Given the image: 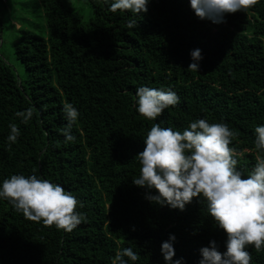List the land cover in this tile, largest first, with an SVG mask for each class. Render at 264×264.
I'll return each instance as SVG.
<instances>
[{
	"label": "trees",
	"instance_id": "trees-1",
	"mask_svg": "<svg viewBox=\"0 0 264 264\" xmlns=\"http://www.w3.org/2000/svg\"><path fill=\"white\" fill-rule=\"evenodd\" d=\"M32 2L31 11L15 3L23 14L13 56L24 79L0 54V181L35 174L60 184L86 219L66 232L27 220L0 200V264H111L125 247L139 254L136 264H164L160 245L169 234L176 237L173 259L185 264H199L210 240L225 251L226 234L202 199L183 211L145 199L146 189L132 183L140 168L135 155L153 123L182 131L204 118L234 130L230 147L242 153L237 168L248 175L256 163L253 130L264 123V0L222 24L199 20L188 0H151L137 17L111 13L103 0H87L84 14L65 0ZM130 19L136 28L126 27ZM3 29L0 18V42ZM197 48L199 72L187 69ZM140 86L171 88L180 102L147 120L136 112ZM65 103L80 114L72 142L61 131ZM29 107L25 124L15 113ZM10 123L20 130L11 147ZM246 250L250 264H264V247Z\"/></svg>",
	"mask_w": 264,
	"mask_h": 264
},
{
	"label": "clouds",
	"instance_id": "clouds-1",
	"mask_svg": "<svg viewBox=\"0 0 264 264\" xmlns=\"http://www.w3.org/2000/svg\"><path fill=\"white\" fill-rule=\"evenodd\" d=\"M111 13L127 12L137 17L147 13L151 0H103ZM258 0H188L189 8L199 20L213 24L226 23V15L244 12ZM137 26L130 19L128 29ZM191 62L187 69L199 72L203 59L199 48L189 53ZM136 112L147 120L157 121L170 106L180 99L171 88L140 86L135 91ZM65 127L61 130L65 142H72V127L79 118L77 108L71 103L63 105ZM22 123L33 116L31 107L15 113ZM8 146L20 136L16 124L8 125ZM256 163L248 175L237 168L238 153L230 147L236 136L224 122L209 123L200 118L188 123L182 131L161 127L153 123L143 138V150L135 155L139 163V176L133 185L146 189L145 199L160 206L183 211L193 198H200L215 225L224 231L225 251L220 252L215 240L200 248L199 264H250L251 255L246 250L252 246L257 251L264 247V123L253 130ZM243 177V178H242ZM155 190V194H153ZM0 200L7 201L12 209L27 220L42 222L71 232L86 218L77 211L82 204L60 185L38 177L12 174L0 181ZM174 234L161 242L160 252L164 264H185L176 258ZM139 254L131 247L115 253L111 264H136Z\"/></svg>",
	"mask_w": 264,
	"mask_h": 264
},
{
	"label": "rangeland",
	"instance_id": "rangeland-1",
	"mask_svg": "<svg viewBox=\"0 0 264 264\" xmlns=\"http://www.w3.org/2000/svg\"><path fill=\"white\" fill-rule=\"evenodd\" d=\"M0 0V18L3 23V35L2 40L0 42V54L8 65L12 68L14 73L19 79H24L25 72L20 64L15 60L13 56V44H14V37L16 35V26H18L19 19L23 14L21 12V7L15 6L16 1L20 3H25L24 8L26 10L31 11L33 2L32 0ZM68 6L76 9L78 12L84 14L87 10H89V5L87 0H65ZM23 11V10H22ZM36 14H39L37 11ZM17 24V25H16ZM21 24V23H20ZM19 24V25H20ZM27 29H31V26H25Z\"/></svg>",
	"mask_w": 264,
	"mask_h": 264
}]
</instances>
